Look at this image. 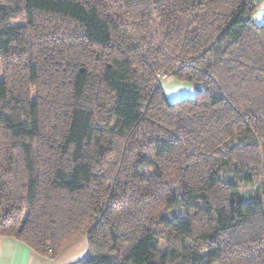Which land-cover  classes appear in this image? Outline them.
<instances>
[{
	"label": "trees",
	"instance_id": "trees-1",
	"mask_svg": "<svg viewBox=\"0 0 264 264\" xmlns=\"http://www.w3.org/2000/svg\"><path fill=\"white\" fill-rule=\"evenodd\" d=\"M263 3L0 0V236L53 258L86 235L70 264H264Z\"/></svg>",
	"mask_w": 264,
	"mask_h": 264
},
{
	"label": "crops",
	"instance_id": "crops-1",
	"mask_svg": "<svg viewBox=\"0 0 264 264\" xmlns=\"http://www.w3.org/2000/svg\"><path fill=\"white\" fill-rule=\"evenodd\" d=\"M254 18L264 21V3L257 9ZM87 251L86 235L66 245L53 258L35 252L12 236H0V264H70L85 256Z\"/></svg>",
	"mask_w": 264,
	"mask_h": 264
},
{
	"label": "rangeland",
	"instance_id": "rangeland-1",
	"mask_svg": "<svg viewBox=\"0 0 264 264\" xmlns=\"http://www.w3.org/2000/svg\"><path fill=\"white\" fill-rule=\"evenodd\" d=\"M256 20L257 22H260L259 19L256 18ZM21 22H25L24 18H12L9 24L17 25V24H20ZM161 71H159L158 73L160 78L162 77L160 74ZM3 77H4V60H2V57L0 54V78H3ZM162 78L163 79L161 80V85H162V88L165 92L167 99L170 102L179 101L184 98L195 97L197 87L193 83L188 82V81H178V80H175L171 76H165ZM201 254L203 258L207 256V252L205 250Z\"/></svg>",
	"mask_w": 264,
	"mask_h": 264
},
{
	"label": "built area",
	"instance_id": "built-area-1",
	"mask_svg": "<svg viewBox=\"0 0 264 264\" xmlns=\"http://www.w3.org/2000/svg\"><path fill=\"white\" fill-rule=\"evenodd\" d=\"M160 74H161L162 77H165L166 76V74H165L164 71H161Z\"/></svg>",
	"mask_w": 264,
	"mask_h": 264
}]
</instances>
